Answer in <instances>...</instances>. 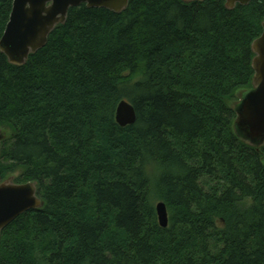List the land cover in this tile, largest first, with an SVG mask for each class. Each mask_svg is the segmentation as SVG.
<instances>
[{"label":"trees","instance_id":"obj_1","mask_svg":"<svg viewBox=\"0 0 264 264\" xmlns=\"http://www.w3.org/2000/svg\"><path fill=\"white\" fill-rule=\"evenodd\" d=\"M263 21L264 0L81 5L23 66L0 53V182L19 172L44 203L1 231L0 264H264V146L230 105Z\"/></svg>","mask_w":264,"mask_h":264},{"label":"water","instance_id":"obj_2","mask_svg":"<svg viewBox=\"0 0 264 264\" xmlns=\"http://www.w3.org/2000/svg\"><path fill=\"white\" fill-rule=\"evenodd\" d=\"M185 4L205 0H181ZM252 0H225V8L246 6ZM130 0H13L8 23L0 38V53L12 66H23L30 55L42 49L48 36L58 25L66 21L68 11L85 5L88 9H105L121 14ZM262 33L251 44L253 78L251 88L241 92L240 99L231 106L235 119V135L249 146H264V21ZM115 123L125 128L136 122L133 105L122 99L114 114ZM7 138L6 130L0 129V145ZM44 206L37 195L36 183L18 184L9 180L0 182V233L17 217ZM155 213L161 228L168 225V213L164 202L155 203Z\"/></svg>","mask_w":264,"mask_h":264},{"label":"rangeland","instance_id":"obj_3","mask_svg":"<svg viewBox=\"0 0 264 264\" xmlns=\"http://www.w3.org/2000/svg\"><path fill=\"white\" fill-rule=\"evenodd\" d=\"M245 91V90H244ZM241 92H243V91H239L237 94H236V99L233 101V102H231L230 103V105L231 106H233L234 105V103L235 102H238V100L240 99V94H241ZM2 129H4V130H6V134H7V137L10 135V131H9V129H5V128H2ZM18 175H19V172H15V173H13V174H10V175H8L7 177H5V179L4 180H9V181H11V182H14L15 180H16V178L18 177ZM3 180V181H4ZM2 182V181H1Z\"/></svg>","mask_w":264,"mask_h":264}]
</instances>
